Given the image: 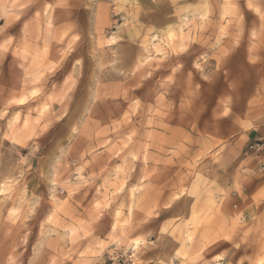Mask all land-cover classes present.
<instances>
[{
	"label": "rangeland",
	"instance_id": "rangeland-1",
	"mask_svg": "<svg viewBox=\"0 0 264 264\" xmlns=\"http://www.w3.org/2000/svg\"><path fill=\"white\" fill-rule=\"evenodd\" d=\"M263 220L264 0H0V264L263 262Z\"/></svg>",
	"mask_w": 264,
	"mask_h": 264
},
{
	"label": "crops",
	"instance_id": "crops-1",
	"mask_svg": "<svg viewBox=\"0 0 264 264\" xmlns=\"http://www.w3.org/2000/svg\"><path fill=\"white\" fill-rule=\"evenodd\" d=\"M261 222L263 223V227H264V220L261 221ZM259 234H260V232H259ZM262 237H263V236H260V239H261ZM257 251H258V249L256 250V247L253 248V249L250 250V251H246V254H245V256H244L245 261H246V264H256L257 262L264 264V260H263V262H260L259 260L256 261V258H254L255 255H256V252H257Z\"/></svg>",
	"mask_w": 264,
	"mask_h": 264
}]
</instances>
